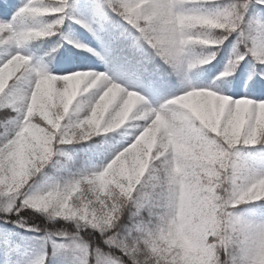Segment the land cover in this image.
<instances>
[{"label": "snow or ice", "instance_id": "6c2138e0", "mask_svg": "<svg viewBox=\"0 0 264 264\" xmlns=\"http://www.w3.org/2000/svg\"><path fill=\"white\" fill-rule=\"evenodd\" d=\"M207 0H86L82 6L91 12V19L82 16H70L76 23L97 35L106 46L111 58L118 62L125 72L136 78L150 79L160 72L157 58L177 72L182 71L180 56L183 42L177 33L167 26H158V21L165 15L173 18L184 9L185 5L206 3ZM260 5L264 10V0H234L233 3L205 13L204 19L213 24H220L227 31H234L250 12ZM7 7V6H5ZM73 7L68 0H27L19 7L11 21H0V45L15 44L23 46L34 38H43L60 31L68 13ZM120 17L125 27L117 30L105 28L101 23L98 34L95 23L109 18V14ZM51 16L52 19L38 27H22L25 17ZM211 30H217L209 25ZM241 35L249 43L248 52L260 65H264V20L253 17L247 32ZM76 47L89 52L95 50L86 44L72 41ZM223 46H226L225 43ZM216 47H221L217 43ZM55 49H53L54 51ZM232 47L225 66L235 63ZM3 70V88L0 90V160L6 161L13 154L22 155L26 163L12 165L0 164V219L24 227L31 231L40 229L29 224L25 210L42 213L49 219L63 218L75 223L76 231L68 233L58 230L50 233L44 240H51L52 235L68 237L69 243L52 241L54 247H71L78 251L79 264H139L140 243L145 252L144 264H219V249H233V264H264V224H239L233 217L211 229L201 230L194 237H187L182 226L177 222L164 232L153 234L137 223L136 218L125 212L114 196V189L120 199L134 195L131 183L121 184L112 171V161L131 143L129 140L120 145H108L104 148L105 156L101 164L72 166V155L61 151L65 164L57 175L46 176L42 185H37L35 177L46 175L44 170L52 164L57 155L59 139L76 143V136L70 129L79 126V120L73 117L80 113H93L96 106L103 119H92L98 125L91 129V135L85 139V132L80 133L79 143L88 142L100 134L112 133L123 127L134 129L131 139L139 135L145 127L153 124L158 113L167 110L166 99L163 104L153 106L147 97L136 88H130L113 79L107 72L95 69H82L71 76L51 74L42 67L31 63V57L16 51L0 59ZM11 80V82H9ZM179 95V94H176ZM97 101L100 103L97 105ZM193 110L209 120L208 131L223 149L217 157L223 164V171L230 173L228 179L234 191L254 192L257 198L248 203L264 207V194L257 190V185L264 183V159L233 154L229 145L236 149L242 146H264V99H252L247 96L221 100L220 111L216 110V101H189ZM225 105H229L227 109ZM234 108H243L247 114L239 125H229L227 115ZM134 117L119 128L115 123L127 113ZM41 114L47 116L52 125L59 129L53 133L56 139L38 142L40 155L35 161L29 160L32 145H19L13 137L6 135L7 129L19 131L21 124L41 122ZM27 118V119H25ZM197 123H199L197 121ZM138 126V127H137ZM254 138L256 143L245 144V140ZM18 139V138H17ZM237 140L240 143H237ZM11 141V143H10ZM62 144L61 147L66 146ZM102 147V145L98 146ZM219 167V165H218ZM127 175V173H123ZM138 187V185H136ZM15 217L14 219L12 217ZM91 229L99 234V243L86 240L81 230ZM212 231L217 243H208L204 237ZM229 232L232 235H229ZM137 233L144 235L137 236ZM12 233L5 232L4 243L11 248ZM6 264H11L6 261ZM31 264H44L41 257Z\"/></svg>", "mask_w": 264, "mask_h": 264}, {"label": "clouds", "instance_id": "9594fccd", "mask_svg": "<svg viewBox=\"0 0 264 264\" xmlns=\"http://www.w3.org/2000/svg\"><path fill=\"white\" fill-rule=\"evenodd\" d=\"M233 2L234 0H207L206 3L185 5L175 17L168 18L165 15L157 22L158 26L172 28L178 39L183 42L180 56L181 74L188 84V89L168 100L167 110L163 114L158 113L153 124L145 127L139 135L131 139V143L117 155L111 165L114 175L119 178L121 184H132L131 191L134 195L127 199H120L119 193L114 189L113 194L121 208L134 215L137 223L151 230L153 234L162 233L179 222L183 232L191 238L201 230L211 229L213 224L218 225L221 221H227L229 217H233L237 225L264 224V207L255 206L251 212L247 210V206L250 205L248 201L257 198L256 194L254 192L237 194L234 191L228 179L230 173L227 169L221 171L223 164L217 158L221 151L227 152L228 149H223L208 135V131L215 129L210 128L209 120L195 112L189 103L214 99L216 110L220 111L221 100L233 99L232 96L223 94L224 86L230 84V81L224 78L232 76L241 62L250 55L249 43L241 32L248 31L253 16L248 15L234 31H227L220 24H213L203 18L205 13ZM209 25L217 30H211ZM234 33L235 63L225 66L213 77L210 86H195L192 83V74L202 70L204 65L211 64L221 50V47H216L217 43L223 46ZM257 71L264 76V67ZM68 75L75 76L79 73L73 71ZM2 88L3 70L0 69V90ZM99 103L100 101H97V105ZM228 107L229 105L224 106L225 109ZM250 110L251 108L248 110L234 108L231 112L221 111L220 114L227 115L229 125H239L243 120L242 113L246 115ZM93 114L96 119H103V114L96 106L93 107V113L85 112L73 117L74 120H79V126L70 129L75 133L76 143H79L82 131L86 133L85 139H88L91 129L98 126L92 119ZM132 118L134 117L129 112L120 117L113 127L119 128ZM56 131L59 129L52 125L47 116L41 114V122H33L30 125L22 123L19 131L7 129L6 135L13 137L19 145H32L29 160L35 161L40 155L38 142L56 139L53 135ZM56 143L57 155L52 166L58 171L65 164L64 157L59 153L68 152L61 145L73 143L65 142L62 138ZM237 143L240 141L237 140ZM244 143L254 144L256 140L252 138L245 140ZM229 149L234 155L248 157L242 148L236 149L229 145ZM72 157V166L75 167L76 158ZM259 158L264 159V155ZM5 162L9 165L20 163L21 166L26 163L19 154H13L6 161L0 160V164ZM125 172L127 175H123ZM256 187L264 194V183ZM136 235L142 237L144 234ZM229 235L232 233L229 232ZM204 239L208 243H217L212 231H208ZM140 248L139 264H144L145 252L142 242ZM235 254L233 249H219V264H233Z\"/></svg>", "mask_w": 264, "mask_h": 264}, {"label": "trees", "instance_id": "16d2710c", "mask_svg": "<svg viewBox=\"0 0 264 264\" xmlns=\"http://www.w3.org/2000/svg\"><path fill=\"white\" fill-rule=\"evenodd\" d=\"M74 0H68L69 4ZM68 16H66L63 25L60 26V31L55 32L54 34L43 37V38H34L29 41L30 48V57L31 60L38 57L40 61V66L51 73L52 69L60 64V61L63 59V56L67 53L78 52L79 47H76L72 36L70 35V27L72 23H75L73 19H70V16H74L70 9H66ZM251 16L264 20V10H262L260 5H257L250 14ZM52 17L45 19L44 24L48 23ZM105 28H115L120 30L125 27L123 20L115 16V14L110 13L109 18L104 20ZM235 40V33L232 37H229V40L225 42L226 46H221V50L217 58L209 65H204L202 72L200 73L204 79L210 80L213 79L220 71H222L226 65L227 60L229 59L231 48ZM53 49H55L53 51ZM106 63L109 67L116 68L122 74H126L125 70L121 65L114 61L111 56L106 60ZM157 63L160 64V72L151 77L150 79H141L137 80L140 83L149 85L151 90L156 93H170L171 91H180L183 88H187L188 84L182 76L181 72H177L172 69L169 65L165 64L159 58H157ZM264 67L255 61V59L249 55L241 62L240 66L237 68L236 72L232 76L226 77L224 79L230 81L229 85H234V79L241 75L243 71L250 72V78L248 81V90L257 91L258 93L264 94V76H261L257 69ZM229 85L224 86V90L228 88ZM2 131V129H0ZM116 136L114 133H108L106 135H98L97 137L92 138V140L83 143H73L70 145L63 146L72 156H77L80 158L90 157L94 161H100L105 156L104 148L108 145H113ZM102 145V147H98ZM244 152L249 157L259 158L261 155H264V146H242ZM46 175L38 174L34 179L42 181L43 178L46 179V176L57 175L58 171L56 168L50 164L44 170ZM44 179V180H45ZM29 224L36 225L40 230L31 231L24 227H19L11 223V219L5 221L0 219V228L2 227L5 231L13 230L16 233V239L19 242L20 247L27 252L38 251L40 256L44 258V264H72L73 259L71 253L67 252L65 249L54 247L52 241L59 243H67L69 241L68 237H60L56 235L51 236V240H44L50 233H55L58 230H66L68 233L76 231L75 223L72 221H66L63 218L49 219L46 215L42 213H33L31 210H25L23 213ZM3 214L0 213V217ZM15 218L14 216L12 217ZM86 240L99 243V234L92 232L91 229L81 230L80 233ZM0 248V257L1 251ZM40 257V258H41Z\"/></svg>", "mask_w": 264, "mask_h": 264}, {"label": "rangeland", "instance_id": "374dc122", "mask_svg": "<svg viewBox=\"0 0 264 264\" xmlns=\"http://www.w3.org/2000/svg\"><path fill=\"white\" fill-rule=\"evenodd\" d=\"M26 2L27 0H14L13 3L7 4L6 0H0V21H11L13 18V13H15L16 10L19 7H21L23 4H25ZM85 2L86 0H74V3L72 4L73 7H71V11L74 13V16H82L85 19H91V12L86 11L82 7L85 4ZM48 17H51V16L25 17L23 19L22 25L20 26L38 27V26L44 25V21ZM76 24H77L76 29H73L71 31L73 40L86 44L92 49H94L95 51L89 52L86 49H83L76 56H74V54L72 55V53L68 54L67 56H65L66 58L65 61L61 63L58 68L52 71L51 74L63 75V74H66V70L76 71V70H82V69H95L97 71L107 72L113 79L119 81L120 83L130 88H136L138 91L142 92L147 97L148 101L153 104V106H158L160 103H162L166 99L170 98L173 95H176L175 93H172L166 96L155 95L149 92L142 85L137 84V81L134 78L130 77L129 75L122 76L116 70L115 71L110 70L109 67H107L105 64L96 62L95 59L104 60L109 54V52L106 49L105 44H103L97 38V35H94L93 32L83 27V25L78 24V23ZM93 27L97 30L98 34L102 31L100 22L95 23ZM28 42H26L23 46H17L15 44L0 45V59L16 51L22 52L23 54L29 56L30 48H28ZM31 63L35 66H39L38 59L31 61ZM199 73L200 71H196L192 74V83L195 86H210L212 84V81L200 80ZM248 75L249 74H246L243 78L237 79L235 81L236 86L237 85L240 86L237 91L235 89L236 87H230L223 94L230 95L233 98L247 96L252 99H264V95L259 96L257 94H252V93L248 94L245 91V85L248 79ZM9 82H11V80H9ZM133 131L134 129L123 127V126L121 129L114 130L113 133L116 135V139L113 145H120V144L126 143L129 140H131L130 133H132ZM102 135H106V134H102ZM75 158L77 162L75 167L91 165V164L99 165L104 160V157L100 159L99 162L94 161L90 157L80 158V157L75 156ZM44 179L45 178H43L42 181H38L37 185H42L44 182ZM253 207H255V205L250 204L247 206V210L251 212ZM5 232L12 233L11 240L13 244L11 248L7 247L4 243ZM16 238H17L16 233L13 230L5 231L2 227L0 228V248L2 249L1 257H0V264H6V261H10L11 264H31L32 261L40 259L41 256L38 251L27 252V251H24L22 248H20L19 242ZM68 243L69 241L64 244H68ZM62 249L63 250L65 249L67 252L69 251V253H71V256L73 259L72 264H79V254L77 250L71 247L62 248Z\"/></svg>", "mask_w": 264, "mask_h": 264}]
</instances>
